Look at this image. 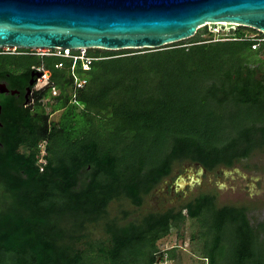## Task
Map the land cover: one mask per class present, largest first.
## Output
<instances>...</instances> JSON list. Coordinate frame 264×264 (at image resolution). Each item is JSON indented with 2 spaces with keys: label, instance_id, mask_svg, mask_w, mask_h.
<instances>
[{
  "label": "trees",
  "instance_id": "1",
  "mask_svg": "<svg viewBox=\"0 0 264 264\" xmlns=\"http://www.w3.org/2000/svg\"><path fill=\"white\" fill-rule=\"evenodd\" d=\"M251 33L264 38L238 27L215 41L204 27L139 54L89 49L97 60L76 67L87 80L79 90L73 60L0 48V73L29 85L36 68L51 72L33 104L15 110L0 149V264H158V241L189 217L201 223L209 264L227 243L230 264H264V223L252 225L246 208H217L211 195L138 224L108 220L112 202L142 205L176 164L231 168L264 149V42L254 49ZM54 88V112L64 110L56 122L43 103ZM102 222L107 240L97 242L90 227Z\"/></svg>",
  "mask_w": 264,
  "mask_h": 264
},
{
  "label": "water",
  "instance_id": "2",
  "mask_svg": "<svg viewBox=\"0 0 264 264\" xmlns=\"http://www.w3.org/2000/svg\"><path fill=\"white\" fill-rule=\"evenodd\" d=\"M223 23L264 34V0H0V48L160 49Z\"/></svg>",
  "mask_w": 264,
  "mask_h": 264
},
{
  "label": "rangeland",
  "instance_id": "3",
  "mask_svg": "<svg viewBox=\"0 0 264 264\" xmlns=\"http://www.w3.org/2000/svg\"><path fill=\"white\" fill-rule=\"evenodd\" d=\"M255 35L258 34L251 33L248 36ZM131 50L139 54L144 49ZM8 51L13 54L18 53L15 48ZM31 51L32 54L37 53V55L49 53L47 49ZM38 83L35 91L46 87L48 80L44 73ZM59 95L60 91L53 89L52 97L43 100L47 113L50 114V120L54 122L59 121L64 112V110L54 112L57 102L54 97ZM73 99L75 100V97ZM81 111L82 108L78 109V112ZM42 151H45L44 147ZM204 195L214 196L216 207L219 209L246 208L248 218L254 226L264 223V149L256 150L248 159L231 168L219 167L206 170L201 165L189 162L176 164L172 174L144 198L142 205L133 204L129 199L112 202L108 209V220L115 219L123 225L138 224L149 214H164L171 210L175 213L183 211L189 203ZM90 231L93 240L97 242L107 240L104 222L91 225ZM202 232L198 219L187 218L183 223L173 227L167 237L158 241L154 254L156 260H166L164 264H209L205 255V240L202 238ZM227 244L228 250L220 258L219 264H230L232 245ZM162 255L164 258H160Z\"/></svg>",
  "mask_w": 264,
  "mask_h": 264
},
{
  "label": "flooded vegetation",
  "instance_id": "4",
  "mask_svg": "<svg viewBox=\"0 0 264 264\" xmlns=\"http://www.w3.org/2000/svg\"><path fill=\"white\" fill-rule=\"evenodd\" d=\"M4 73V74H3ZM0 73V149L3 150V140L7 137L8 123L14 121V112L20 107L29 108L33 101L35 89L38 87L40 77L32 76L33 85L26 84L23 77L4 71Z\"/></svg>",
  "mask_w": 264,
  "mask_h": 264
},
{
  "label": "built area",
  "instance_id": "5",
  "mask_svg": "<svg viewBox=\"0 0 264 264\" xmlns=\"http://www.w3.org/2000/svg\"><path fill=\"white\" fill-rule=\"evenodd\" d=\"M205 27H208V30L211 34L215 36V41H227L230 40V37L232 35L233 31H236L238 26L233 24H207ZM204 28V27H203ZM248 40L256 41L258 44L256 46H253L255 49L256 47H259V45L264 42V38L260 37L259 35H255L254 37L247 36ZM7 49V51H6ZM10 47H4L2 48L4 54H13V52L8 51L10 50ZM19 48H15L17 50ZM42 50V49H41ZM49 53H39L38 55L41 56H57L61 58L71 59L73 60V68H72V74L75 78V87L77 90L82 89L87 84V80L80 79L76 75V67L78 64L82 65V68L84 71H90L92 68L93 63L97 60L94 57H90L88 55V50L86 48H79V49H72V48H57V49H47ZM16 54V53H14ZM37 54V53H36ZM63 65L60 64L59 67H62ZM37 73H44L46 80H48L47 85L50 83L51 78V72L46 71L41 68L35 69ZM46 85V86H47ZM55 91V88H54ZM45 154V151H43ZM163 256V257H162ZM160 258H164V255H162ZM166 263V260L160 261L158 260V264H164Z\"/></svg>",
  "mask_w": 264,
  "mask_h": 264
}]
</instances>
